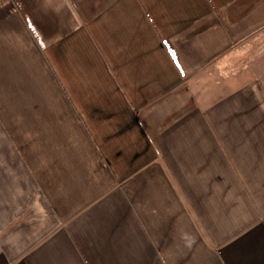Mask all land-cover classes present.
I'll list each match as a JSON object with an SVG mask.
<instances>
[{
  "label": "crops",
  "instance_id": "0c3cea01",
  "mask_svg": "<svg viewBox=\"0 0 264 264\" xmlns=\"http://www.w3.org/2000/svg\"><path fill=\"white\" fill-rule=\"evenodd\" d=\"M0 264H264V0H0Z\"/></svg>",
  "mask_w": 264,
  "mask_h": 264
}]
</instances>
